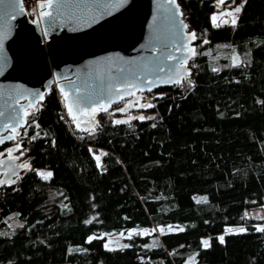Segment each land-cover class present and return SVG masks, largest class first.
I'll return each mask as SVG.
<instances>
[{"label":"trees","instance_id":"trees-1","mask_svg":"<svg viewBox=\"0 0 264 264\" xmlns=\"http://www.w3.org/2000/svg\"><path fill=\"white\" fill-rule=\"evenodd\" d=\"M218 1L175 0L195 54L181 83L146 93L154 119L99 112L83 133L55 91L27 111L30 168L0 188V264H264V219L250 216L264 205V0H229L242 10L215 39ZM168 226L116 250L99 237Z\"/></svg>","mask_w":264,"mask_h":264},{"label":"water","instance_id":"water-1","mask_svg":"<svg viewBox=\"0 0 264 264\" xmlns=\"http://www.w3.org/2000/svg\"><path fill=\"white\" fill-rule=\"evenodd\" d=\"M38 10L31 20L21 0H0V137L22 126L26 110L54 84L85 133L96 128L99 112L132 122L128 113L141 108V94L188 76L193 40L176 2L52 0Z\"/></svg>","mask_w":264,"mask_h":264},{"label":"rangeland","instance_id":"rangeland-1","mask_svg":"<svg viewBox=\"0 0 264 264\" xmlns=\"http://www.w3.org/2000/svg\"><path fill=\"white\" fill-rule=\"evenodd\" d=\"M217 4V11L213 14V15H216L218 17V20H217V24L220 25V26H215L217 29H218V35L215 37V39H219L221 37V35L228 29H230L232 27L231 23H227V24H224L222 23L223 20H231L232 17L230 16H227V15H224V16H221V13H228V12H234V9L238 6H241L242 3H238L236 6H233L231 3H226V4H220L219 1L216 3ZM212 15V16H213ZM238 16V13H235V18ZM31 20L33 19H36L35 18V15L34 17L31 15ZM211 21H212V17H211ZM141 99H142V105H146V104H151V97L148 96L146 93L144 94H141ZM148 107H142V109L140 111H136L134 112L133 114H131L133 116V118H136L138 119L139 116H144V117H149V115H145L143 110L146 109ZM129 116V114H128ZM147 120V119H145ZM96 156H100V160L99 162H97V164H100L101 162V154L98 153V154H95V157ZM49 172L48 169H37V173L43 178L44 176L41 175V173H44V174H47ZM250 216L255 218V219H264V205L260 208H257V209H254L251 211L250 213ZM7 225H13L14 224V219L13 218H9L7 221H5ZM240 228H243L244 231L246 230L243 226H235V227H227V228H224L223 232L218 235V237H221V236H224L226 234H231V233H240V232H237L235 230L237 229H240ZM260 228H264V224L263 225H255L254 226V230L256 231H259ZM163 229V232H161L160 230ZM176 228L174 227H171V226H168V227H159V228H156V229H151V230H148V229H137V230H128V231H124V232H112V233H108V234H104V235H100L99 237L103 236L104 237V248L109 250V249H112V250H116V249H120V248H123L124 245H127L128 244V239L133 237V236H143L145 234H148L150 232H156L158 234H162V233H165V232H170V231H173L175 230ZM227 229H233V232H228ZM243 231V232H244ZM131 234V236L129 235ZM204 240H207L206 238H204L202 240V245L203 247L204 244H203V241ZM208 241V240H207ZM108 245V247L106 248L105 245Z\"/></svg>","mask_w":264,"mask_h":264},{"label":"flooded vegetation","instance_id":"flooded-vegetation-1","mask_svg":"<svg viewBox=\"0 0 264 264\" xmlns=\"http://www.w3.org/2000/svg\"><path fill=\"white\" fill-rule=\"evenodd\" d=\"M124 103L125 100H122L119 104L115 105L113 108L114 109L119 108ZM140 107L141 108L136 111H140L142 109V101L140 103ZM28 110H26L25 115ZM136 111H132L128 114L131 115ZM23 126L24 124L16 128V134L14 138H11L13 136L12 131H6L4 134L1 135V137H7L8 139H5V142L3 144H0V181H2V179L7 177V178H11V182L0 183V188L3 186H14L22 176L23 172L25 171L24 168L20 167V165L26 163V159L23 151V140L21 137ZM18 145L19 148H17ZM8 149H13L11 156L8 154L7 151ZM13 170H16L17 173L11 177L8 175V173Z\"/></svg>","mask_w":264,"mask_h":264},{"label":"snow or ice","instance_id":"snow-or-ice-1","mask_svg":"<svg viewBox=\"0 0 264 264\" xmlns=\"http://www.w3.org/2000/svg\"><path fill=\"white\" fill-rule=\"evenodd\" d=\"M118 2H119L120 5H123V4H126L127 3V0H118ZM169 2L174 4L175 3V0H169ZM225 2H226V0H219V3L220 4H223ZM244 2L246 3L247 0H244ZM38 6L40 7L41 10H43L45 7H51L52 6V0H47V3H39ZM242 7H243V5L236 7L234 9V12L221 13V16L227 15V16L232 17L230 21L229 20H223L222 23H224V24L231 23L232 26H235L236 25L235 13H240L241 10H242ZM42 15H51V13H44L42 11ZM217 20H218V17L216 15H213L212 16L213 26H217V27L220 26V25L217 24ZM184 27L187 28V25H184ZM196 38H197L196 33L195 32H192L190 34V39L191 40H195ZM207 42H208L207 40L204 41V43H207ZM0 47H2V41H0ZM190 52H192L193 55L195 54V50L194 49H190ZM234 59H236V58H234ZM214 71H215V69H214ZM182 78L183 77H181V79ZM128 94L129 95H132L131 92H129ZM136 103H138V101H136ZM142 107L151 108V107H154V105H152V104L149 103V104H146V105H142ZM119 111L123 112L124 109H119ZM68 112H69V115L72 117V119L75 121L77 119V116L73 114V108H72V106H68ZM94 112H95V109H93V113ZM138 119H140L141 121H143L145 119H154V117H151V116H149V117L139 116ZM126 122L127 121H121V120L115 121L116 124L126 123ZM37 127H38V125H37ZM153 127H155V125H153ZM11 131L13 133V136L11 138H14L15 137V134H16V128H15V126H13L11 128ZM37 135H39V133H37ZM32 138L35 139L36 137H32ZM5 139H8V138L0 137V144H3L5 142ZM17 148H19V145L17 146ZM7 151H8V154L11 156V153H12L13 149H8ZM102 155H104V154L102 153ZM96 160H97V162H99L100 156H96ZM20 167H22L24 169H29L30 168V165L28 163H24V164L20 165ZM41 175L44 176L45 179H47L52 174H51V172H48L47 174L41 173ZM0 183H3V182H0ZM197 202L199 203L200 201L198 200ZM259 230L260 231H264V228H260ZM160 231L163 232V229H161ZM227 231L228 232H233V229H227ZM235 231H237V232H243L244 229L243 228H240V229H237ZM129 235L131 236V234H129ZM93 238L94 237H90L89 240H91ZM219 240H220L221 243H223L224 242V237L223 236L219 237ZM203 244H204L205 247H208L209 246V242L207 240H204L203 241ZM105 247L107 248L108 245L106 244ZM123 247H127V245H124ZM109 250H112V249H109Z\"/></svg>","mask_w":264,"mask_h":264},{"label":"built area","instance_id":"built-area-1","mask_svg":"<svg viewBox=\"0 0 264 264\" xmlns=\"http://www.w3.org/2000/svg\"><path fill=\"white\" fill-rule=\"evenodd\" d=\"M22 1V7L23 9L25 10L26 13H29L30 15H32L34 17L35 15V18L38 17V3L37 2H44L46 0H21ZM51 91H55V92H58L59 91L57 90V87H56V84H54L51 89H50V92ZM60 103H61V107H62V118L65 120V122L68 124V120L70 119L66 113V109L64 107V104H63V100H62V96L60 98Z\"/></svg>","mask_w":264,"mask_h":264}]
</instances>
